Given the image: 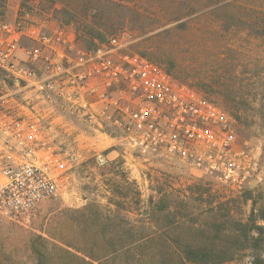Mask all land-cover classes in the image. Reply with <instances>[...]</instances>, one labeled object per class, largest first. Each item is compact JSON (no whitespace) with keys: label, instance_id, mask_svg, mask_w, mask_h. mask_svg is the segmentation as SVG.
I'll list each match as a JSON object with an SVG mask.
<instances>
[{"label":"rangeland","instance_id":"1","mask_svg":"<svg viewBox=\"0 0 264 264\" xmlns=\"http://www.w3.org/2000/svg\"><path fill=\"white\" fill-rule=\"evenodd\" d=\"M82 1L1 0L0 10L8 20L21 11L49 26H66L79 46L90 49L70 19L71 12L82 11ZM229 2L226 9L242 17L243 24L227 27L212 10L172 21L176 9L170 0H125L116 9L118 16L111 14L109 26L115 28L99 30L104 32L102 42L130 32L135 51L166 70L172 64V76L234 118L239 139L250 144L257 159V171L246 189L225 187L177 157H143L106 121L63 113L58 121L63 127L57 128L60 144L74 148L79 159L61 181L58 195L42 202L28 219L0 215V264H88L82 261L83 253L108 252L106 240L112 234L105 225L126 226L146 217L170 240L183 234L169 230L167 224L174 218L197 227L245 222L252 211V202L243 200L249 191L257 209H264V0ZM204 85L211 92L203 90ZM16 89L0 71V96ZM227 92L237 97L240 108L225 99ZM164 206L168 208L161 211ZM95 214L108 221L98 223ZM144 264L151 263L146 259Z\"/></svg>","mask_w":264,"mask_h":264},{"label":"built area","instance_id":"2","mask_svg":"<svg viewBox=\"0 0 264 264\" xmlns=\"http://www.w3.org/2000/svg\"><path fill=\"white\" fill-rule=\"evenodd\" d=\"M0 10V71L17 89L0 96V215L26 220L56 197L79 155L60 144V114L106 121L143 157H177L217 183L245 190L257 171L234 118L122 32L92 49L66 26Z\"/></svg>","mask_w":264,"mask_h":264},{"label":"trees","instance_id":"3","mask_svg":"<svg viewBox=\"0 0 264 264\" xmlns=\"http://www.w3.org/2000/svg\"><path fill=\"white\" fill-rule=\"evenodd\" d=\"M122 1L125 0H83L82 11L71 12L70 19L77 24L78 36L88 41L87 48H95L97 40L103 41L104 32L99 30L101 26L107 31L115 28V25L109 26V23H112L114 14L118 16L116 9L118 10ZM170 3L176 9L172 21L212 10L218 21L227 27L231 23L235 26L244 23L242 17L226 9L232 5L229 0H170ZM109 4L114 7L108 6ZM172 67L171 64L167 70L170 74L173 73ZM202 89L207 93L211 92V88L206 85ZM224 97L239 108L242 106L232 93L227 92ZM243 200L246 203L252 202V211L247 221L228 220L223 223H205L199 227L193 224L192 227L174 218L167 224L169 230H181L183 234L175 235L171 240L163 239L161 229L155 226V222L147 223V217L141 221L127 222L126 226L105 225L103 229L106 231V227H110L112 234L106 240L108 252L104 255L96 254L97 252L83 253L82 261L88 264H117L121 260L122 264H144L148 259L151 264H264V209H257L252 191L245 192ZM167 208L168 206H164L161 211ZM95 218L98 223L108 221L99 214H95Z\"/></svg>","mask_w":264,"mask_h":264},{"label":"crops","instance_id":"4","mask_svg":"<svg viewBox=\"0 0 264 264\" xmlns=\"http://www.w3.org/2000/svg\"><path fill=\"white\" fill-rule=\"evenodd\" d=\"M16 17V14L14 15ZM15 19V18H14ZM13 20V19H12Z\"/></svg>","mask_w":264,"mask_h":264}]
</instances>
